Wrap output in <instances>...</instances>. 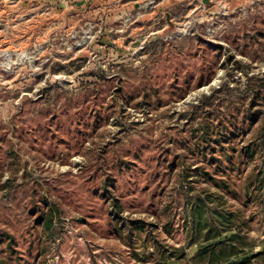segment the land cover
I'll use <instances>...</instances> for the list:
<instances>
[{
    "label": "rangeland",
    "instance_id": "1",
    "mask_svg": "<svg viewBox=\"0 0 264 264\" xmlns=\"http://www.w3.org/2000/svg\"><path fill=\"white\" fill-rule=\"evenodd\" d=\"M260 77L264 0H0V264L259 250Z\"/></svg>",
    "mask_w": 264,
    "mask_h": 264
},
{
    "label": "trees",
    "instance_id": "2",
    "mask_svg": "<svg viewBox=\"0 0 264 264\" xmlns=\"http://www.w3.org/2000/svg\"><path fill=\"white\" fill-rule=\"evenodd\" d=\"M248 88L250 91L252 90V92H250L252 98L250 104L259 105L261 108L259 107L260 109L257 111L245 109L244 119L250 120L251 124L257 126L259 129L261 127V131L258 133V137L261 138L264 136V121H262L264 118V77L258 78L257 83L250 84ZM214 141L219 142L220 140L218 137H215ZM250 146L251 144L249 143L243 146L242 149L245 155L252 158L256 153V146H254L253 149H251ZM221 213L222 212H220V214ZM50 220V218L44 219L43 224L45 225V228L49 229ZM242 222L247 223L248 220L244 219ZM229 223L230 219L222 220L220 222L221 226H219L218 230H216L210 237L205 238L203 241L205 243L204 247L198 248L190 257L191 260L197 259L195 261L196 264H260L259 259L262 258V264H264V246L259 250H254L253 246L246 248L244 243H242L244 237L241 236V226L239 224L232 225ZM236 243L242 244L241 246H238ZM164 249L167 253L163 264H167V261L170 258L176 260L186 259V253L172 254L169 250L171 248L165 247Z\"/></svg>",
    "mask_w": 264,
    "mask_h": 264
},
{
    "label": "water",
    "instance_id": "3",
    "mask_svg": "<svg viewBox=\"0 0 264 264\" xmlns=\"http://www.w3.org/2000/svg\"><path fill=\"white\" fill-rule=\"evenodd\" d=\"M166 16H167V19L170 21L169 14H167ZM170 24H171V23H170Z\"/></svg>",
    "mask_w": 264,
    "mask_h": 264
},
{
    "label": "crops",
    "instance_id": "4",
    "mask_svg": "<svg viewBox=\"0 0 264 264\" xmlns=\"http://www.w3.org/2000/svg\"><path fill=\"white\" fill-rule=\"evenodd\" d=\"M38 4H39V0H38Z\"/></svg>",
    "mask_w": 264,
    "mask_h": 264
}]
</instances>
